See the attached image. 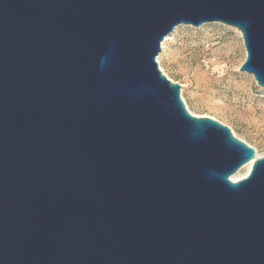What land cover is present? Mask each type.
Returning <instances> with one entry per match:
<instances>
[{
	"label": "water",
	"instance_id": "water-1",
	"mask_svg": "<svg viewBox=\"0 0 264 264\" xmlns=\"http://www.w3.org/2000/svg\"><path fill=\"white\" fill-rule=\"evenodd\" d=\"M207 23L264 89V0H0V264H264V155L156 62Z\"/></svg>",
	"mask_w": 264,
	"mask_h": 264
},
{
	"label": "rangeland",
	"instance_id": "rangeland-1",
	"mask_svg": "<svg viewBox=\"0 0 264 264\" xmlns=\"http://www.w3.org/2000/svg\"><path fill=\"white\" fill-rule=\"evenodd\" d=\"M161 43L158 69L180 88L185 109L208 117L264 155V89L239 72L245 50L237 30L221 23L175 27ZM240 170V169H239Z\"/></svg>",
	"mask_w": 264,
	"mask_h": 264
},
{
	"label": "bare ground",
	"instance_id": "bare-ground-1",
	"mask_svg": "<svg viewBox=\"0 0 264 264\" xmlns=\"http://www.w3.org/2000/svg\"><path fill=\"white\" fill-rule=\"evenodd\" d=\"M168 37L169 36H167L165 39H167ZM258 157H260V155L255 154V158H258ZM252 165H253V161H251V162L247 163L246 165H244L243 167H241L240 170H238L233 176H231V180L232 181H239V180L245 178L249 174V172L252 168Z\"/></svg>",
	"mask_w": 264,
	"mask_h": 264
}]
</instances>
